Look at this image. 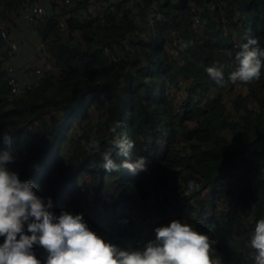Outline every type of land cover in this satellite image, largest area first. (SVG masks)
I'll return each instance as SVG.
<instances>
[{"label": "trees", "instance_id": "trees-1", "mask_svg": "<svg viewBox=\"0 0 264 264\" xmlns=\"http://www.w3.org/2000/svg\"><path fill=\"white\" fill-rule=\"evenodd\" d=\"M32 1L0 0V20L9 33L11 13ZM49 1L52 12L30 28L55 68L46 70L30 91L11 92L10 49L0 34V152L9 147L2 134L10 130L16 160L9 169L31 180L45 202L51 197L57 216L62 209L83 213L90 229L121 248H139L155 238L156 227L179 219L217 241L213 258L220 264H254L250 238L264 218V66L258 81L245 84L246 94L234 96L242 83L233 85L228 76L247 39L256 38V47L264 49V0H101L103 18L84 15L86 0H74L60 13ZM154 6L162 19L150 26ZM172 40L178 42L176 55L169 50ZM180 41L192 43L181 51ZM209 66L222 68L224 86L209 79ZM227 84L229 107L217 96ZM115 123L121 124L117 132L134 142L132 161L147 157L146 171L134 175L102 168L105 151L111 149L117 163L122 160L112 149ZM77 130L81 136L76 139ZM92 139L99 151L86 147ZM107 175L121 192L105 189ZM179 176L203 184L199 201L214 210L208 224L205 209L194 215L184 201L176 207L167 206L166 196L155 205L148 202L150 190L159 191V184ZM235 181L244 185L241 191L234 190ZM181 189H173L175 199ZM105 194L113 204L104 201ZM217 199L228 200L225 210L216 209ZM125 206L147 216L161 212L164 222L120 214ZM43 250L33 248L46 261Z\"/></svg>", "mask_w": 264, "mask_h": 264}, {"label": "clouds", "instance_id": "clouds-1", "mask_svg": "<svg viewBox=\"0 0 264 264\" xmlns=\"http://www.w3.org/2000/svg\"><path fill=\"white\" fill-rule=\"evenodd\" d=\"M191 43L180 41V50H186ZM257 45L256 38H249L236 53L238 66L228 76L233 85L249 84L261 78L264 49ZM205 70L210 80L218 86L225 85L222 68L209 66ZM120 127V123H115L110 132L115 134L112 149L122 160L117 163L110 149L102 154V168L106 172L128 170L134 175L146 171L147 157L132 161L134 142L117 132ZM10 132L6 130L2 134L9 147L0 152V237H4L0 244V264H220L213 258V245L217 241L179 219L156 227L154 239L131 249L121 248L90 229L83 213L62 210L57 216L51 211V197L45 202L31 180H21L17 171L9 169L8 165L16 160ZM86 147L99 151L95 139ZM36 245L46 251V261H41L40 254L36 252L37 257L33 251ZM250 247L255 251L254 264H264V218L255 224Z\"/></svg>", "mask_w": 264, "mask_h": 264}, {"label": "built area", "instance_id": "built-area-1", "mask_svg": "<svg viewBox=\"0 0 264 264\" xmlns=\"http://www.w3.org/2000/svg\"><path fill=\"white\" fill-rule=\"evenodd\" d=\"M53 1H54L55 11L58 13L62 12L64 9L72 5L74 2V0H53ZM214 6L215 5L213 3H210L208 6V9L209 10L210 8L215 9ZM51 8L47 5V0H33L31 3L23 6L19 12H12L11 16L13 18H21L25 24L31 26L32 23L37 22L42 17L48 16L50 12H52ZM83 13L85 16L93 15L99 18H103L104 13L102 9V1L101 0H86L85 6L83 7ZM161 19L162 18H161L160 13L157 11L156 6H154L152 9V14L150 15V18H149V25L153 26L157 20H161ZM194 24L197 27L201 28L202 22L199 16H195ZM5 26L6 25L4 21L0 20V34L2 38L6 41L8 48L10 49L9 51V61H10V59L15 55L16 51L19 49V42L15 38H13V36L11 35V33H9V31L7 30ZM60 26L64 28V21L62 19L60 20ZM177 47H178V42L176 40H172V44L169 48L170 52L172 54L173 53L177 54L178 53ZM105 52L108 53L109 50L105 49ZM41 54H42V66L37 67V68L34 67L33 70H31L28 73L33 76V79L29 82H24L23 80H21L18 77L15 68L11 64H9V61H8L6 65V71H7L8 83L11 87L12 93L20 94V93H25L26 91H30L33 88V86H35V84L38 83L39 79L42 77V75L45 73L46 70L55 68L54 62H52L48 58L49 55L47 52V48L44 44L41 45ZM181 86H183V82L180 83L179 87ZM228 91L226 92L225 96H224V92L221 96L217 95L219 100L226 102V107H229ZM217 96H214V97H217ZM176 100L179 102L183 100L181 92H177ZM199 105L203 107L204 102L202 101ZM177 111H181L180 105H177ZM80 136H81V131L77 130L74 133L73 137L77 139ZM161 144L162 145L166 144L165 138L161 140ZM250 182L253 183V181H250ZM176 186L177 187L182 186V189L180 190V193H179L180 197L179 199H175L174 197H169V202L167 206L176 207L178 205L177 201L181 200L185 202L187 209L190 210L192 214L194 215L199 214V207L197 205V198L195 197V194L197 195V193L199 192H204L205 189L201 182L191 179V178L185 179L179 176L174 181L173 184H168L167 186H165V188L160 187L159 191L158 189H152L150 192V202L149 203H151L152 205H155L158 199L161 200L162 198L164 199L165 196L166 197L169 196L172 192V189ZM234 186H237L238 190H242V188L244 187L241 181H235ZM104 199L108 204H113L114 202V198L112 199L111 197H108V196H105ZM227 203H228V200L224 202L221 199H217L216 209L225 210ZM170 209L172 210V208ZM62 210H65V209H62ZM213 213H214V210L212 209L210 212H208L207 215L211 217ZM120 214H124L127 216L136 215L139 221L141 222L151 220L154 223L157 222L160 219V216L162 215L161 212L153 211L152 216H147V214L144 215L141 212V210L135 206L123 207L120 211ZM202 217H203V214H202ZM203 219L206 220L204 217ZM35 254L38 257V254L36 252Z\"/></svg>", "mask_w": 264, "mask_h": 264}, {"label": "rangeland", "instance_id": "rangeland-1", "mask_svg": "<svg viewBox=\"0 0 264 264\" xmlns=\"http://www.w3.org/2000/svg\"><path fill=\"white\" fill-rule=\"evenodd\" d=\"M214 9H212V8H210V11H213ZM12 22L14 23V27H13V33H11L12 35H13V38H17L18 39V42L20 43V44H22V50H23V52L27 49V52L29 53V54H31L32 56H33V59H35V58H37V56H38V48H39V42L36 40H34L33 38H31V36L29 35V33L26 31V30H28L27 28H25L24 26H23V24L22 23H20L18 20H12ZM18 28H24L25 30H23V29H18ZM29 32H30V30H28ZM225 31L227 32L228 30L227 29H225ZM237 40V39H236ZM21 48V47H20ZM40 52H41V48H40ZM48 52V51H47ZM36 62H37V60H36ZM35 62V63H36ZM231 64V66L232 65H234L233 64V60H232V62L230 63ZM230 84H227L226 85V87H225V89L223 90L224 91V96H225V94H226V92L228 91V90H230ZM248 92V88H247V86L245 85V84H242V85H237V87H236V89H235V92H234V96L235 95H239V94H246ZM229 94V93H228ZM224 99H225V97H224ZM250 102H251V104L253 105L254 104V102H253V98L251 97L250 98ZM115 181V179H114V177L113 176H110V175H107L106 177H105V189L107 190V191H113V193L116 191V192H121V189H119V187H117V183H113V181ZM250 181H253V180H250ZM174 183V180H169L167 183H162V184H159V187H164L165 188V186H167L168 184H173ZM177 187V186H176ZM176 187H174V188H176ZM173 188V189H174ZM173 189H172V192H171V194L169 195V196H167V204H168V202H169V197H174L175 198V195L177 194H175L174 193V191H173ZM234 190H237V191H241V190H238V187L237 186H234ZM150 192H151V190L149 191V197L147 198L148 199V202H150ZM105 196H108V197H111L112 199H113V197L112 196H110V194L109 195H107V194H105L104 195V197ZM203 196V193L202 192H199V193H197V205H198V207H199V210L201 211V212H203L204 211V209H205V205H203V204H201L200 203V201H199V199L201 198ZM204 198H206V199H209V197L208 196H204ZM106 204V203H105ZM179 207V206H178ZM173 210V209H172ZM212 210V207H210V208H206L205 209V212H204V214H203V217L205 218V219H207L206 220V223L208 224L210 221H211V219H209L208 217V212H210ZM180 212H181V210H180ZM174 215V217L176 216V213H174L173 214ZM164 222V219H163V217H162V215L160 216V219L157 221V222H155V224H159V225H161V223H163ZM42 253V256H44V257H47V253H46V251L45 250H43V252H41Z\"/></svg>", "mask_w": 264, "mask_h": 264}, {"label": "crops", "instance_id": "crops-1", "mask_svg": "<svg viewBox=\"0 0 264 264\" xmlns=\"http://www.w3.org/2000/svg\"><path fill=\"white\" fill-rule=\"evenodd\" d=\"M49 2L50 1L47 0L48 6H49ZM49 7L51 8V6H49ZM14 20H18L20 23L23 24V26L25 28L30 30V32L28 30H26V31L31 35V38H33L35 41L37 40L39 42L37 58L33 59V56L27 52V49L23 52L22 44H21V46H20L21 48L19 47V49L16 51L15 55L9 61V64H11L15 68L18 77L21 80H23L24 82H29L33 79V76L31 74H28V73L31 70H33L34 67L37 68V67L42 66V54L40 52V47L43 43H41L39 38L34 36V33L32 31V28H30L31 27L30 25L25 24L21 18H13V21ZM48 58L53 62V60L50 57H48ZM36 60H37V62H36ZM209 199L211 200L210 197H209ZM172 220H173V218H172Z\"/></svg>", "mask_w": 264, "mask_h": 264}]
</instances>
